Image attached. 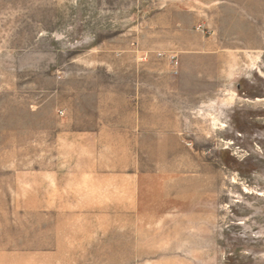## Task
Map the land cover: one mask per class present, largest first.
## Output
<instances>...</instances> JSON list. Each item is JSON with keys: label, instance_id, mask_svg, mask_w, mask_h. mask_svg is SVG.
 <instances>
[{"label": "rangeland", "instance_id": "1", "mask_svg": "<svg viewBox=\"0 0 264 264\" xmlns=\"http://www.w3.org/2000/svg\"><path fill=\"white\" fill-rule=\"evenodd\" d=\"M0 255L264 264V0H0Z\"/></svg>", "mask_w": 264, "mask_h": 264}, {"label": "bare ground", "instance_id": "2", "mask_svg": "<svg viewBox=\"0 0 264 264\" xmlns=\"http://www.w3.org/2000/svg\"><path fill=\"white\" fill-rule=\"evenodd\" d=\"M6 216V215H5ZM4 221V220H3ZM0 256H2V255H0ZM2 259V258H1Z\"/></svg>", "mask_w": 264, "mask_h": 264}]
</instances>
